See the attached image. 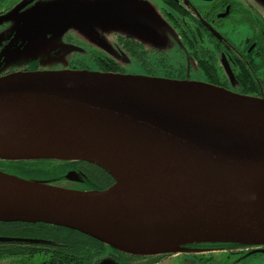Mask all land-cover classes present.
<instances>
[{"label":"water","instance_id":"water-1","mask_svg":"<svg viewBox=\"0 0 264 264\" xmlns=\"http://www.w3.org/2000/svg\"><path fill=\"white\" fill-rule=\"evenodd\" d=\"M67 14L43 11L26 26L57 15L68 24ZM52 69L0 78V161L83 162L113 184L80 191L0 171V223L54 226L136 257L264 245L263 99L188 80ZM151 238L186 242L149 250L118 241Z\"/></svg>","mask_w":264,"mask_h":264},{"label":"flooded vegetation","instance_id":"flooded-vegetation-1","mask_svg":"<svg viewBox=\"0 0 264 264\" xmlns=\"http://www.w3.org/2000/svg\"><path fill=\"white\" fill-rule=\"evenodd\" d=\"M57 1L0 0V78L14 72L34 73L42 70L37 56L22 54L25 42L36 35V29L43 23L56 26L60 24V18L57 15V18L37 24L33 26V31L27 28L26 22L32 15L58 10ZM146 1L159 8L163 20L175 32L176 42L173 44L171 41L170 46H173L171 51L178 61L172 65L167 55L157 50L151 52L141 44L123 46L124 53L141 69L140 76L201 82L222 87L237 95L264 99V0ZM56 50H51L46 56L53 63L49 69L99 72L103 71L99 65L106 63L112 65L114 73L126 74L123 69L115 67L110 58L91 54L87 59H65L62 58L65 54L55 56L59 52ZM88 59L92 64L87 65ZM197 70L199 73L195 77H199L194 78L192 73ZM209 76H215L218 84L222 85L210 82ZM74 165L75 168L69 172H76L80 180L78 184H82L86 167L83 162ZM62 183H67L70 189L78 190L76 182L64 180ZM110 253L117 264H122L120 260L123 256L120 253ZM217 253L224 257L225 264H239L252 257H264V245L194 244L182 247L181 252L173 255L180 256L183 261L188 259L189 264L192 261L201 264L202 260H196V257H209ZM129 259L136 261L133 264H140L138 262L144 259L150 260L132 255Z\"/></svg>","mask_w":264,"mask_h":264},{"label":"rangeland","instance_id":"rangeland-1","mask_svg":"<svg viewBox=\"0 0 264 264\" xmlns=\"http://www.w3.org/2000/svg\"><path fill=\"white\" fill-rule=\"evenodd\" d=\"M57 5L62 11H68V15L74 21L68 24L62 22L63 24H56V26L43 23L40 28L36 29V35H32L25 42V51L22 52L25 56L29 54L37 56L41 61L42 70L53 67V63L46 59L47 54L56 48L61 50L65 47L77 49L67 52L62 58L75 59L83 57L87 59L91 57V54L96 57L103 56L110 58L115 67L120 70L123 69L127 75L135 73L136 76H140L141 69L136 62L124 53L123 46L141 44L151 52L157 50L167 55L172 65L178 61L172 54L173 46H170L171 41H173V44L176 42L177 36L163 20L159 8L150 4V1L58 0ZM90 63L91 60L88 59L87 65ZM61 65H64V63ZM111 66L109 64V68H104L110 69ZM197 73H199L198 70L192 73L194 78L199 77V75L195 77ZM56 176L58 175L51 174L48 177L39 178V180L55 179ZM67 185V183H61L59 186L69 188ZM118 253L123 256L120 260L122 263L133 264V262H136L129 259L130 254ZM206 256L196 257L195 259L202 260L200 261L201 264L226 263L220 253ZM146 258L150 260L144 259L138 263L189 264L188 259L185 258L183 261L180 256L174 255H153ZM111 259L113 260V258L109 260ZM0 264H8V260H0ZM109 264L116 263L113 261ZM191 264H194V262L192 261ZM239 264H264V257H252L250 260Z\"/></svg>","mask_w":264,"mask_h":264},{"label":"trees","instance_id":"trees-1","mask_svg":"<svg viewBox=\"0 0 264 264\" xmlns=\"http://www.w3.org/2000/svg\"><path fill=\"white\" fill-rule=\"evenodd\" d=\"M104 67L109 68L106 63H102L100 68L104 72H114V69ZM208 80L215 85H222L218 84L215 76H209ZM74 164L78 163L53 160L0 161V171L25 180L38 181L39 178L55 174L58 175L55 179L42 181L59 186L65 180L64 176L75 168ZM84 166L83 182L75 184L78 190H105L113 184L111 177L98 167L86 163ZM110 252L115 251L97 240L66 229L44 224L0 223V260H8V264H98L112 258ZM114 259L111 260L117 264Z\"/></svg>","mask_w":264,"mask_h":264},{"label":"bare ground","instance_id":"bare-ground-1","mask_svg":"<svg viewBox=\"0 0 264 264\" xmlns=\"http://www.w3.org/2000/svg\"><path fill=\"white\" fill-rule=\"evenodd\" d=\"M120 242H123L124 244L135 246V247H145L149 250L151 249H164V248H173L180 244H183L186 242L185 239H168V238H161V239H147V240H118Z\"/></svg>","mask_w":264,"mask_h":264}]
</instances>
